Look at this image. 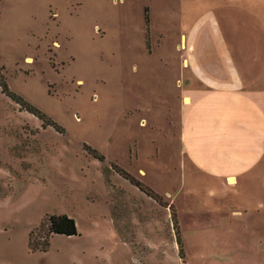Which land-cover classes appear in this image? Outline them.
Returning <instances> with one entry per match:
<instances>
[{
  "label": "rangeland",
  "instance_id": "obj_1",
  "mask_svg": "<svg viewBox=\"0 0 264 264\" xmlns=\"http://www.w3.org/2000/svg\"><path fill=\"white\" fill-rule=\"evenodd\" d=\"M180 5L0 0V264H214L234 252L220 234L264 264V172L220 184L180 152ZM52 212L76 231H48Z\"/></svg>",
  "mask_w": 264,
  "mask_h": 264
},
{
  "label": "crops",
  "instance_id": "obj_2",
  "mask_svg": "<svg viewBox=\"0 0 264 264\" xmlns=\"http://www.w3.org/2000/svg\"><path fill=\"white\" fill-rule=\"evenodd\" d=\"M202 1L181 0L171 40L178 135L188 167L221 184L264 172V0ZM220 235L234 252L209 260L248 264L243 250L251 247L237 234Z\"/></svg>",
  "mask_w": 264,
  "mask_h": 264
},
{
  "label": "trees",
  "instance_id": "obj_3",
  "mask_svg": "<svg viewBox=\"0 0 264 264\" xmlns=\"http://www.w3.org/2000/svg\"><path fill=\"white\" fill-rule=\"evenodd\" d=\"M1 89L7 92L10 96H12L14 99L21 101V105L24 106L26 109L29 111L33 112L36 114L38 117L42 119V122H51L55 124V122L52 119H49L46 117L38 108H36L34 105L31 103L26 102L25 100L21 99L19 95H17L15 92L12 90L8 89L6 84L4 82H1ZM56 125V124H55ZM119 172H121L123 175L128 177V179L135 183L137 186H139L141 189H143L146 193L152 195L155 197L157 200H159V196L157 193L152 190L150 187L146 186L143 184L141 181H139L137 178H135L132 174H129L126 170H124L121 167H116ZM46 220V228L48 231H57V232H64V233H73L76 231V225L74 222V218L71 215H68L65 212H59V213H49L45 216ZM176 242L178 243V253L179 255H182L181 253V245H180V239L179 236H176ZM29 242V240H28ZM46 240L39 242L37 245H31V248H44V245L46 244Z\"/></svg>",
  "mask_w": 264,
  "mask_h": 264
}]
</instances>
